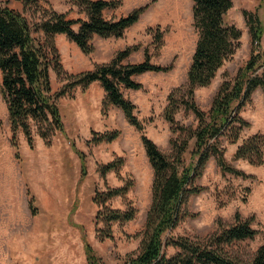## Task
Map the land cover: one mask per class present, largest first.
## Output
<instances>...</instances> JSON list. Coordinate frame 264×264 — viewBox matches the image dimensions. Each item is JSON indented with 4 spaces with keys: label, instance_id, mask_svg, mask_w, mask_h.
Instances as JSON below:
<instances>
[{
    "label": "rangeland",
    "instance_id": "rangeland-1",
    "mask_svg": "<svg viewBox=\"0 0 264 264\" xmlns=\"http://www.w3.org/2000/svg\"><path fill=\"white\" fill-rule=\"evenodd\" d=\"M115 7L104 10L107 19L120 18L137 8L147 6L137 22L121 37L103 38L94 36V51L84 53L66 34L55 36L60 62L64 72L51 69L53 92H59L69 82L68 76L91 70L97 64L107 63L117 52L132 45H139L124 61L141 62L148 49L154 63L169 65L168 72H147L134 77L141 83L139 89L123 88V93L136 106L135 114L143 122L140 131L131 125L123 111L110 105L103 113L105 91L99 82L87 89L80 86L68 89L58 98L65 131L57 132L47 144L34 131V144L30 146L22 131L13 135L6 102L2 94L0 71V264H88L84 239L106 264H122L125 258L140 250L142 230L152 202L153 168L142 141L145 135L153 140L164 154L173 155L172 140L179 141L184 131L175 129L164 117L169 96L187 84V73L198 39L193 26L192 0H111ZM259 0H234L229 21L242 28L241 45L234 57L217 73L208 87L195 91L196 103L209 112L213 98L224 80L234 78L248 60L252 43L243 16L244 9L253 10ZM22 13L30 22L36 38L43 37L37 24L45 11L66 13L74 19L78 13L70 0H0ZM264 20V11L260 10ZM78 25H74L77 29ZM163 32L162 44L155 41V33ZM264 47V36L262 38ZM240 115L250 122L236 144L229 143L225 135L219 142L225 148L226 160L244 171L248 176L223 173L213 157L206 165L196 184L202 187L199 194L192 195L185 209L193 214L180 220L172 235L192 240L210 236L219 229V223L229 224L239 212L251 219L258 231L253 239L235 243L229 248L237 259L249 261L264 244V163L251 164L244 159H235L238 144L256 133L264 134V92L255 91ZM176 122L182 126L198 124L194 113L180 109ZM120 130L112 142L93 143L92 130L98 132ZM182 133V134H181ZM72 142V144H71ZM84 153L87 172L81 173V158ZM122 159L119 170H110L102 175L100 167ZM190 162L189 154L186 156ZM132 183L125 196H116L106 205L111 208L137 209L133 220L114 223L113 238L100 240L96 214L103 206L93 201L96 193L108 188L122 187ZM33 197V198H32ZM37 208L33 214L30 201ZM176 248L168 247L174 254Z\"/></svg>",
    "mask_w": 264,
    "mask_h": 264
},
{
    "label": "trees",
    "instance_id": "trees-1",
    "mask_svg": "<svg viewBox=\"0 0 264 264\" xmlns=\"http://www.w3.org/2000/svg\"><path fill=\"white\" fill-rule=\"evenodd\" d=\"M38 2V0H24ZM193 26L198 39L187 73V84L169 96L164 117L181 129L185 136L179 141L172 140L173 155L168 156L159 150L157 144L145 135L142 141L154 172L152 183V202L142 230L140 250L128 255L122 264H264V244L249 261L233 256L229 248L239 241L253 239L258 231L252 227L251 219L243 218L239 212L229 224L219 223V229L208 237L192 240L188 237L174 236L172 230L180 220L193 216L185 209L190 197L199 194L202 187L196 184L211 158H215L223 173L247 177L241 169L231 165L225 157V148L220 145V136L225 135L229 143L236 144L245 127L250 122L240 115V109L252 100L253 93L261 88L264 92V0H259L253 10L244 9L243 16L251 38L252 49L248 60L238 70L237 75L224 80L215 94L210 111L205 112L195 101V91L208 87L227 61L231 60L241 45L243 30L229 21L228 15L234 8V0H192ZM76 6L78 18H68L66 13L55 10L45 11L37 24L43 31L41 39L33 34L29 20L19 11L0 5V71L2 74V94L6 102L12 143L17 147L15 136L22 131L30 146L34 144V131L51 143L57 132L63 133L65 125L58 98L68 89L80 86L87 89L98 81L105 91L103 113L110 105L119 107L128 122L136 129L144 130L143 122L136 116L135 104L125 96L123 88L139 89L141 83L135 76L147 72H168L173 65H162L151 60L148 49L141 62L124 61L140 46L132 45L117 52L111 61L97 64L91 70L68 76L69 82L59 92H53L51 69L64 72L60 62L55 36L66 34L86 54L94 51L92 39L98 35L103 38L121 37L137 22L146 9L143 6L130 14L107 19L105 9L116 6L111 0H70ZM74 25H78L74 28ZM163 32L155 33V41L162 44ZM192 111L198 120L195 127L178 125L176 114L180 109ZM181 133V134H182ZM93 143L112 142L120 135V130L98 132L92 130ZM72 144V142H71ZM81 173L86 174L83 152ZM189 154L190 162L186 156ZM235 159H244L251 164L264 163V134L256 133L242 140L235 152ZM119 158L100 167L102 175L122 166ZM132 186L128 182L122 187L108 188L95 194L93 201L103 206L97 211L100 240L113 238L114 223L133 220L137 209L111 208L106 203L116 197L125 196ZM33 198V197H32ZM34 199L30 208L36 214ZM84 250L88 264H106L98 256L91 244L84 239ZM176 252L168 254L167 248Z\"/></svg>",
    "mask_w": 264,
    "mask_h": 264
},
{
    "label": "crops",
    "instance_id": "crops-1",
    "mask_svg": "<svg viewBox=\"0 0 264 264\" xmlns=\"http://www.w3.org/2000/svg\"><path fill=\"white\" fill-rule=\"evenodd\" d=\"M96 82H98V81H95V83H96ZM258 90H261V91H262V89H261V88H258L256 91H258ZM86 260H87V259H86Z\"/></svg>",
    "mask_w": 264,
    "mask_h": 264
}]
</instances>
